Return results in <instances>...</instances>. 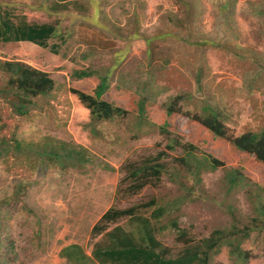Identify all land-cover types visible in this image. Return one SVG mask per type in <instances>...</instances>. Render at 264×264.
I'll return each instance as SVG.
<instances>
[{
  "label": "rangeland",
  "instance_id": "1",
  "mask_svg": "<svg viewBox=\"0 0 264 264\" xmlns=\"http://www.w3.org/2000/svg\"><path fill=\"white\" fill-rule=\"evenodd\" d=\"M59 1L0 0L10 15L58 30L51 41L57 54L27 42L0 44V62H25L50 72L56 82L48 97L35 98L36 108L25 117L13 116L0 99V136L82 146L94 158L83 167L23 156L0 160V200L13 206L11 264H65L60 251L70 244L90 254L96 241L91 229L105 211L151 200L157 206L176 203L167 217L194 240L215 229L241 230L248 234L241 244L249 255L246 264H264V163L190 118L210 106L234 136L264 131V0H71L67 11L51 13L48 8ZM82 69L99 75L112 70L111 98L128 110L125 117L90 122L89 111L69 91L75 84L95 85L96 77L68 79ZM121 79L128 91L116 88ZM4 82L0 70V86ZM142 98L146 114L138 120ZM168 103L175 110L169 116ZM175 141L193 145L205 164L211 155L222 165L198 174L184 171L173 159L185 152L167 149ZM163 150L167 173L158 185L131 196L116 194L125 177L122 164ZM157 238L173 253L181 248L173 228ZM235 263L226 246L209 262Z\"/></svg>",
  "mask_w": 264,
  "mask_h": 264
},
{
  "label": "trees",
  "instance_id": "2",
  "mask_svg": "<svg viewBox=\"0 0 264 264\" xmlns=\"http://www.w3.org/2000/svg\"><path fill=\"white\" fill-rule=\"evenodd\" d=\"M69 1L71 0L55 2L48 10L51 13L67 11ZM99 13L100 11L95 9V14ZM57 34L55 24L30 23L24 16L18 18L0 9V44L27 42L57 54L58 46L51 44V41L57 38ZM60 39L63 38L60 37ZM0 70L5 75V82L0 86V99L8 104L11 114L15 117L28 116L36 108L35 98L48 97L56 86L50 72L32 67L22 61H2ZM110 72L112 70L99 75L92 70L82 69L73 70L69 75L68 79L73 82L96 77V83L90 89L76 84L69 89L78 102L89 111L90 122L111 121L128 114V110L122 108L115 98H111ZM124 81L126 79L122 81V84L118 83L119 86L116 85V88L128 91L126 86V88L123 87ZM166 105L165 113L169 116L175 110L171 104ZM136 112L138 120L145 119V99H139ZM190 118L200 123L214 136L225 139L239 151L250 154L258 162L264 163V131L234 136L218 120L217 111L210 106L203 107L200 114ZM166 126V122L160 126L163 127L162 131L166 129ZM176 146L181 147L186 155L175 158L173 161L184 171L198 174L201 168L214 171L222 165V162L211 155H207V164H205L194 153L191 144L175 141L168 145L167 149L174 150ZM20 156L29 161H37L41 164L51 163L60 167H83L91 163L94 158L82 146L64 142L55 144L49 141L24 143L15 136H0V160H7L10 157L20 158ZM166 156L168 154L163 150L156 156L144 158L141 162L122 164L120 169L125 172V177L121 178L116 194L131 196L145 187L158 185L157 182L162 174L167 173V164L164 161ZM172 168L176 170V166ZM175 204L157 206L154 200H151L128 208L112 206L101 215L91 229V238L96 241L93 243L90 254L86 253L80 245L70 244L61 249L60 257L64 259L65 264H209L211 258L218 254L223 246H226L229 256L236 260L235 264L248 263L249 255L241 248L248 234H241L239 229L224 228L215 229L207 237L194 240L186 230L178 226L175 218L167 217L170 210L177 208ZM151 207L153 210L148 216L142 213ZM9 208H13L10 200H0V264H11L9 255L11 249L8 246V243L11 245L8 229V221L11 218ZM165 217L169 220L163 225L162 220ZM124 220L125 222L121 223ZM169 228L175 230L176 242L181 244V248L176 253L171 252L157 238L159 232Z\"/></svg>",
  "mask_w": 264,
  "mask_h": 264
}]
</instances>
